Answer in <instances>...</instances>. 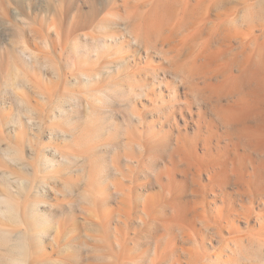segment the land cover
Masks as SVG:
<instances>
[{
    "label": "bare ground",
    "instance_id": "1",
    "mask_svg": "<svg viewBox=\"0 0 264 264\" xmlns=\"http://www.w3.org/2000/svg\"><path fill=\"white\" fill-rule=\"evenodd\" d=\"M193 1L196 2V8L193 6L195 8L193 10H195L197 15L195 13L192 14L197 16L199 26L197 22V24H195V22L193 23V21H191L193 25H197L198 28L200 27L199 32L201 34L199 36L198 32V37L201 41H198L201 43V52L199 53L200 48H198L197 52V54H200L198 57L200 59H197L198 61L193 59L192 61H188V64L190 63L189 74L187 79L185 78L186 81L183 80V82L185 81L186 88L179 91L177 87H173L168 91L171 95V99L168 100V102L166 101L167 103H165L164 108H160L161 115L158 119L161 120V122H165V124L173 121L175 125L174 120L179 115L182 117L181 119H183V127L185 129L189 124L193 127L191 138H188L185 131L177 128L176 134H172L169 131L166 132L167 136L164 135V137L152 136L147 139H142L138 134L132 133L136 125H131V132L130 129L129 132L131 135H138L139 137L128 136L130 133L127 132L128 130L125 128L129 127L125 126V128H123L121 125L118 126L126 130L122 129L125 131L124 133L127 138L125 137V139H122L124 141L115 145L113 151L111 149L107 150L112 151L109 157L110 160H108V158H103L104 156L99 157L100 155L96 158L95 156H93V158H90L89 155V157L87 156V159H89V161L87 160L89 164V168L86 171L87 181L84 189L85 192L83 191L84 193L82 196L80 195L85 201L84 204H86L79 205L82 209L80 214L84 220V226L80 227L76 221V217L72 216L75 210H72V212L68 209L70 211L68 212L71 214L64 213L65 215L61 216L63 217V222H58L57 229L52 235V240L54 241L57 252L61 246L63 247L61 249L62 251L59 252V254L57 253L58 257L56 256L53 260L50 255V259L45 258L46 255L43 254L34 256L33 254L38 251L36 250L38 248H36L37 244L32 245L31 241L36 239V233L41 232V230L44 232V226L45 224L47 225L46 222L48 221V218L39 210V204L42 202H40L39 198H36L39 189L43 188L44 185L40 186L38 182L32 180L35 168L32 171L33 173L30 172L32 174L31 178L24 176L23 173L26 172V169L24 170V167L21 165L27 166V163H25L22 156H20L19 152L21 150L17 146L11 143H5V130L2 128L3 125L15 124V132L13 135L17 138L28 139L27 137H31L30 134L38 137L37 131L41 123L38 121L42 118L38 120L37 117H39V114H37V116L30 114V112L32 113L34 111L29 105L23 107L27 113L24 114L25 116L20 112L23 108H18L19 111H16V108L13 114L8 112L7 115H4V113L0 112V264H264V0ZM132 2V0H120V2L118 0H92L91 4L92 9L98 10L96 12H101L99 9L103 11L104 8L107 9L109 6L116 10L123 9L126 12V21L124 20L125 22L122 24L124 32L125 34L127 33V36H130L133 43L139 44L142 43V38L145 39L149 37L151 32L147 33L142 26H140V23H137L139 20V12L142 9L139 11V4L137 3V7L135 4H132ZM189 3L190 2L187 4ZM189 9L192 10L190 7ZM14 11L13 13H15ZM115 15L117 16L116 18H119V13ZM193 17H190V19L192 18L195 21L196 18L194 17V19ZM112 22L114 25L117 21L115 22L113 20ZM94 23L95 22H93V24ZM99 23L102 22L99 21ZM110 23L111 22H109V24ZM103 24L106 26L105 23ZM118 24L117 22V25ZM114 26H116V24ZM77 37L80 39L82 36L78 35ZM108 38L116 40V35H111V33L109 37L106 35L105 38L103 37L102 39L104 41L101 40L102 43L99 44L97 41L99 40L98 42H100V38H97V40L96 37L91 34H83L82 39L84 40L83 42H85L83 45L84 48L73 46L75 47L74 55L68 56L67 59L65 58L70 62L69 67L80 72L84 84L97 85V83L102 81L105 77L112 78L110 74L112 71L110 72L105 57L99 54L100 48H98L99 45L105 46L106 42H108L106 40H109ZM63 39L66 40L65 38H61L59 41L54 40L55 42H59L57 44L60 51V54L57 55L59 58H61L60 55L63 52V46L68 45L62 43L61 40ZM51 43H53V40ZM23 44L24 46L21 44L22 48L20 47L22 49V51L20 50L21 53L24 51L23 47L27 48L25 45L27 43L23 42ZM49 44L50 43L47 42V46ZM44 45L46 47V43H44ZM53 46L56 45H52V49L55 48H53ZM66 47H70V44ZM46 48L48 49V47ZM89 52H95V64L93 67L95 71L92 73L83 72L81 71V67L79 68L76 66L84 67L86 64L84 57H86ZM169 62H172V60L170 59ZM118 63L114 64L118 65ZM168 64L171 66L174 63ZM31 65L33 64L31 63ZM32 70L34 69L31 68L30 71ZM44 71H46V69H44ZM19 72L20 70L18 73ZM118 72L120 71L118 70ZM31 73V78H25V82L27 83L26 86L30 89H34V87L36 89L39 87V82L36 83L31 81L33 78H36L35 76H37V74L33 71ZM163 73H153V75L149 77L151 84L163 83V81L167 79V76ZM171 73L173 72H170V74ZM22 75L26 77V75ZM60 76L61 73H58L54 77L58 79ZM139 77H141V75ZM131 78L130 84L132 85V81L134 82L135 80ZM138 78L135 77V79H137L135 83H139V86L142 82L140 79L142 78ZM175 78L177 77L175 76ZM142 85H140L142 88L145 87V84L144 86ZM182 85L184 87V84ZM38 89L35 93L38 94L42 101L46 100V102L49 101L52 104H58V101L54 99L55 97L52 98L46 95L42 89ZM135 89L132 85L129 90L130 93H135ZM143 89H141V91ZM95 91L96 93L97 91L100 92V94L97 93V96L95 95L96 97L94 96L93 100L95 101L96 99L95 104L97 103L98 112H102V110H99V106L103 108L106 105L102 106L105 103L104 99H106L103 96H107L108 94L106 93L105 95L100 87L99 89H95ZM108 97L109 96H107V98ZM71 98L73 99V97ZM71 98L70 100H72ZM129 99L132 100V98ZM37 100H39V98ZM112 101L111 99V102ZM130 101L129 103H132ZM20 102L24 101L21 99ZM86 102L87 99L85 104ZM90 102L87 103V105L89 104V108L92 107V110L97 112L95 104L90 106L92 105ZM74 104L77 106V102ZM70 106L72 107L73 105ZM123 106L122 111L131 107L130 104L129 106L125 105L126 108ZM114 110L110 108V111L114 112ZM129 110V112L126 111L128 112V114H126L129 116L130 112H132L130 114L131 117H133V119L135 117L137 118L136 112H133L135 111L133 107ZM107 111L108 109L104 112ZM124 113L121 115L122 117L125 115ZM49 115L47 118H49ZM127 115L125 116L127 117ZM125 116L122 118L123 124L125 122ZM74 117L69 115L68 121L73 120ZM104 117L98 119L102 118L101 120L105 125L106 121L103 119ZM138 117L140 116L138 115ZM36 118L38 121L35 120ZM140 118H137L136 121H140L142 119ZM113 119L116 120L115 118ZM113 119H109V122ZM126 119L129 120V118ZM119 121L120 120L117 122L118 125L121 123ZM48 122H51L50 118ZM131 122L133 123V120ZM131 122L128 123L132 124ZM128 123L124 125L129 126ZM100 124H102V122ZM115 124L113 125L115 126ZM107 125L108 124L104 127H107ZM108 127L107 130L109 129L108 132L110 133L111 127ZM116 127L117 125L115 128L113 127V130H116ZM102 128L98 129L101 131ZM107 130L105 129L104 131ZM118 130L116 131L118 132ZM112 131L111 134L116 133V131ZM136 131H134V133ZM58 132L62 134V131ZM76 133L77 132L74 134ZM118 133L120 134V132ZM121 133L123 134V132ZM121 135L119 136L122 138ZM112 136H114V134L111 135V137ZM113 139L116 141L115 136ZM118 139L116 142H118ZM134 140L135 143L133 142ZM77 143L80 142L77 140ZM133 145L140 149L139 153H141V156L148 154L150 159L154 157H157V159L158 157L164 158L165 155V161H167V163L164 164V170L166 171L165 173L169 181L171 180L173 182L176 179L172 176L175 171H179L182 176H184V179L181 181L179 180L180 182L175 180L176 183L179 182L177 187H170L171 189L168 188L166 190L160 183L159 185L163 188L161 190L162 192L154 196H140L135 193V187L137 188L139 184H144L141 182L142 179L138 173H134L133 177H130V185L124 186L123 178L129 173H124L118 162L121 158L120 150L122 152H126L127 150L131 151L135 148ZM198 148H201L202 154L197 152ZM102 150L103 149H101V152H103ZM55 152L56 150L53 153ZM57 152L59 153V151ZM128 153L125 154V156H129ZM5 156H7L8 160ZM129 159L132 158L129 156ZM47 161L52 162L53 158ZM144 162L146 163V161ZM204 172L208 175V182L205 184L200 181L202 177L201 174ZM30 173L28 174L30 175ZM155 173L153 172L154 175H157L158 172ZM159 173L158 176H162V173L160 175ZM3 174H6V176ZM158 176H155V180L157 179L159 181L161 177L157 178ZM12 179L15 182H12ZM181 182L182 186H180ZM97 187L100 190H98V193H94L93 189L96 190L98 189ZM101 189H105V194ZM208 190L211 191L210 193H212L214 202L218 204V207L215 214L216 222L213 223L216 225L211 226L210 223L204 219L205 225L208 228L210 226V228L214 229L212 233L217 234L225 229L228 231L230 236L225 245L227 247V253L231 256L227 257L225 251L226 257L218 255L215 261L209 260L207 262H200L196 256L197 253H195V250L182 245L178 246L174 243L179 239L182 241L187 239L192 242V239L196 237H193L191 230L193 231L195 229L196 219L201 216L200 212H198V210H200L198 204L201 202L204 203L206 198L205 195L208 193ZM112 198L115 199L116 205L115 207L108 208L109 206L107 207L106 205ZM69 205L68 203L67 206ZM198 221L201 220L198 219ZM202 222L203 221H201V223ZM69 226L71 227L69 228ZM65 227L69 228V230H67L68 228L65 229V231L67 230L66 235L63 230ZM132 229L135 230L131 231ZM31 232H33V234ZM38 234L42 235L44 233ZM218 234H220L219 237H221V233ZM37 240L39 241V239ZM196 240L197 237L196 239L194 238L193 243H196ZM60 244L62 245L60 246Z\"/></svg>",
    "mask_w": 264,
    "mask_h": 264
},
{
    "label": "rangeland",
    "instance_id": "2",
    "mask_svg": "<svg viewBox=\"0 0 264 264\" xmlns=\"http://www.w3.org/2000/svg\"><path fill=\"white\" fill-rule=\"evenodd\" d=\"M118 1L120 2V0ZM132 1H133L132 4H135L137 7L139 4V9H138L139 11L142 9L139 12V15H138L139 20L137 23H140V26H142V28L147 33L151 32L149 37L145 38L146 40L142 38V41H141L142 43H139V44L133 43L130 39V36L129 35L127 36V33L125 34L124 32L122 24L126 21V16H125L126 12L123 9L116 10L115 8L112 9L113 7L110 8L109 6L107 9L104 8L105 11L104 10L102 11L101 9L98 8L99 11L101 12H96L98 11L97 9H92V4H91L92 0H0V112L4 113V115H7L8 112L13 114L16 108L20 109L26 105L27 106L29 105V107L32 108V110L34 111L32 113L30 112V114L34 116H37V114H39V117H37L38 120L40 118L48 119V120L50 118L51 120V122H48V120H42V119L38 121L36 118L35 119L36 121H38L39 123L41 122L40 128L37 131L38 137H35L33 136V134H30L31 137H27L28 139H17L15 136H13V133L15 132V126H14L15 124H7V125H3L2 127L5 130L4 132L5 143L7 144L11 143L12 145L17 146L21 150L19 152L20 156H22L24 162L27 163V166L21 165L24 167V170L26 169L25 170L26 172L23 173L24 176L31 178L32 174L30 172H32L33 169L35 168L34 173L32 172L33 173L32 180H34L35 182H38L40 186L44 185L43 188L39 189V193H38V196H36V198H39L40 202H42L39 204L40 205L39 210H41L43 212V215L48 218V221L46 222L47 225L45 224L44 226L45 228L44 232L42 230L41 232H38L40 234L42 233L44 234L39 235L38 233H36L37 234L36 239L31 240L32 245L37 244L39 246L38 247L36 245V248H38L36 250H38L39 252L36 251L33 254L34 256L38 254H43V255H46L45 258L50 259L51 257L52 260L55 259L56 256L58 257V254L59 252L62 251L61 249L63 246H61L62 244H60L61 248L57 252L54 241L52 240V235L55 233L57 229L58 222L60 223L63 222V217L61 216L62 215L64 216L66 213H69L70 212L69 210L71 211L75 210L74 212L72 211L74 213V214L72 213V216L76 217L77 219L76 221L80 227L84 226L83 225L84 220L82 219L81 214H80L81 213L80 211H82V209L80 208L79 205H83L85 202L84 199L80 197V195L82 196V194L85 192L84 189H85V186H86L85 184L87 181L86 171L89 168L88 166L89 159L87 158L89 156L90 158H93V156H95L96 158L97 156L100 155L99 157L104 156L103 158H106V159L108 158V160H110L109 157L112 154L113 147L117 145L119 142L124 141L122 139H125L126 137L124 133L126 131L125 129L128 130L127 132H129V129H130V132H131V128H130L131 125L132 126L136 125L135 126L136 128L134 127L135 128L134 131L137 130L135 133L134 131L132 133L138 134L142 139L143 138L147 139L148 137H152V136L164 137V135L167 136L166 132H169V131L172 134H176L177 128L182 131H185L187 133L188 138H191L193 134L192 133L193 127L191 126V124H189V126L185 129L183 127L184 126L183 119H181L182 117H180L179 115L174 120L176 126L174 125L173 121L165 124V122H161V120H158V119H159V116L161 115L160 108L161 109L164 108L165 103H167L168 100L171 99V95L168 91L171 90L173 87H177L179 91H182L183 89L186 88L185 81L187 79V76L190 70V63L188 64V61H192V59L195 61H198L200 59L198 58L200 54H197L198 48H200L199 53L201 52V45H200L201 43H199V41L201 40H199V37H198V32L200 31V27L198 28L197 25H193L194 22L195 24L198 23L197 16L193 15L195 13V10L193 9L196 8L195 6L196 2H194L193 0H189V1L188 0L187 1L178 0L179 2L177 0L176 1L175 0H165V1L164 0H149V1L148 0H142V1L132 0ZM188 2L190 3L187 4ZM144 4L146 7L144 6ZM147 5L151 7H148ZM193 6H195V8ZM189 7L192 10H190ZM12 10L15 13H13ZM116 13L117 15L119 13L118 15L119 18H116L117 17L115 15ZM195 14L197 15V13ZM193 16L196 18L195 21L192 18L190 19V17H193ZM113 20L115 22L117 21L119 24L117 25V22H116L115 23L116 26H114L115 24L114 25L112 24ZM191 20L193 21V23ZM99 21L102 23H99ZM93 22L99 25L95 23L93 24ZM109 22L111 23L109 24ZM103 23H105L106 26ZM198 26H199V23H198ZM110 33L111 35H116V40L114 39L111 40L108 38L109 40H106L108 42H106L105 46L99 45L98 48H100L99 54H101L102 57H105V60L108 63V67L110 68V72L112 71L110 74L112 75V78L114 79L105 77L102 81L97 83V85H90L86 83L84 84V82H82V75L80 74V72H78L77 70L75 71V69L69 67L70 62L69 60H66L67 57L70 55L71 56L74 55V52H75L74 48L76 46H79L80 48H84L83 45L85 42H83L84 40L82 39L83 34H91L95 36L96 39L100 38V42H98L99 41L98 39H97L98 41L95 39L97 43L100 44L102 43V41H104L102 40L103 37L105 38L106 35L107 37H109ZM200 34L201 33L199 32V36ZM78 35L82 37H80L79 39V37H77ZM61 38H65L66 40L64 39L61 40L62 43H65L68 45L70 44V47H66L68 45L63 46L64 53L61 51L62 52V54L60 55L61 58H59V56H57L58 54H60L59 46H57L59 42H55L54 40L59 41ZM52 40L54 44L51 43ZM22 41L24 43H27L25 45L28 48L27 49L23 47L25 51V53L24 51L22 52L23 54L20 52V50L22 51L21 49L22 45L24 46ZM47 42L50 43L48 46H47ZM44 43H46V47H48V49L45 47ZM52 45H56L57 47L53 46V48L54 47L55 48L52 49L51 48ZM127 51H130V52H127ZM94 54L95 52L93 53L89 52V54L86 57H84L85 58L84 60H86L85 61L86 64L84 65V67L78 66L76 64L75 65L79 68L81 67V71L83 72L92 73L93 71H95V69H93L94 64H95ZM30 58L32 61L30 60ZM118 59L119 60L121 59V60L119 61ZM170 59L172 60L174 64H172V62H169ZM113 62L114 63L119 62V63L117 65V64H114ZM167 62L171 63L172 65L170 66V64H168ZM24 63L27 65V67ZM31 63L33 65H31ZM31 68H33L35 71L34 70L32 71L35 74H37V76H35L36 78H33V80L31 79L32 80L31 82H36V83L39 82L38 88L40 90L42 89L46 93V95L52 98L55 97L54 99L58 101L57 105L52 104L49 101L46 102V100L42 101L40 97L38 96V94L35 93V91L37 92L38 88L35 89L34 87V89L33 88L30 89L28 88V86H26L27 83L25 82V78L26 79L31 78L32 76V73H31L32 71H30ZM52 68L55 70H53ZM44 69H46V71H44ZM19 70L20 72L18 73ZM118 70L120 72H118ZM55 72L57 74L61 73V76L59 77L60 79L59 78L57 79V77H54L57 75ZM156 72L158 74L159 73L162 74L164 72L163 74L167 76V79L164 80L163 83L161 82L159 84L152 85L149 77L153 75V73H156ZM170 72H173V73L170 74ZM17 73L20 75H18ZM21 73L24 74V76L26 75V77H23ZM140 75L141 77H139ZM175 76L177 78H175ZM180 76L181 77L183 76V77L181 78ZM129 77L130 78L132 77L131 79L135 80L134 82L132 81L133 88L134 89L136 88L135 89L136 92L134 91L135 93L133 92L130 93L129 91L132 86L130 84L131 80ZM135 77L136 78L139 77L138 79L142 78L140 79V81H142L141 83L143 85L141 83L140 85L144 86L145 84V87H143L144 89L140 85L138 86L139 83L137 84L135 83L137 80L135 79ZM179 77L181 78V80ZM183 80L185 81L183 82ZM145 81L147 82L149 86L146 84ZM182 84H184V87ZM99 87L100 89L104 91L105 95L107 93L108 94L107 96H109L107 98V96L102 95L104 98H106V99L103 98L105 103L102 105L104 106L106 104L104 106L106 109L104 107L103 109L101 106H99V110H102V112L99 111L100 114L98 112V107L96 105L97 103L95 104L96 99L95 101L93 100L94 96L97 93L100 94V92L97 91L96 93L95 91V89L97 88L99 89ZM140 88L143 89L144 92L145 91L146 92L144 93L143 90L141 91ZM120 91L121 92L124 91L122 92L123 94ZM130 94L132 95V97ZM71 97H73V99ZM128 97L132 98V100L129 99ZM38 98L39 100H37ZM70 98L72 100H70ZM21 99L24 102H20ZM86 99H87V102L85 104ZM111 99L113 100L112 102H111ZM75 101L77 102V106H75L74 104L76 103ZM129 101L132 103H129ZM88 102L92 103V105L90 106H93V104H95V106L97 107V112L96 111L94 112L92 110V107H90L91 108V112H90V108L88 106L89 104L87 105ZM122 102L126 106L127 105L129 106L130 104L131 107L129 109H132L133 107V109L135 110L133 112H136L137 118L141 117L142 119L140 118L141 119L140 121L139 120L136 121L137 119L136 117H135L136 119L135 118L133 119V117H131L130 115L132 112H130L129 114L130 117H129L127 114L130 110L127 109L126 106ZM121 104L122 106L124 105L127 110L125 109L124 111H122L123 108ZM70 105H73V106L71 107ZM110 108L111 110H114V109L116 110H114L113 112V111H110ZM17 109L16 111H19V109L18 110ZM107 109L108 111L104 112ZM118 110H119V113H118ZM23 111H25L24 108L21 109L20 112L23 116H25L24 114H27V113L26 111L25 112ZM123 113L127 115V117L125 115H123L122 117L121 115ZM137 113L140 117H138ZM106 114L110 118L107 117ZM48 115H49V118H47ZM69 115H71V117L75 116L73 120L68 121ZM124 116H125L124 124L128 122L130 123L132 120L134 124L131 122L132 124L128 123L129 126L124 125L122 122V118H124ZM100 117H104L103 119L106 121L105 125H104V122L101 120L102 118L98 119ZM78 118H79V121H78ZM106 118L108 121L106 120ZM113 118H115L116 120H114ZM126 118H129V120ZM109 119H113V120L109 122ZM99 120L102 122L104 126L108 124L109 127L112 128V130H113V127L115 128V126L117 125L116 130L121 129V130H118L120 134L115 129L114 130L116 131L118 135L116 133L111 134V131H112L111 128H110V133H109L108 132L109 129L107 130L108 125L107 127H104L102 124H100L101 122ZM118 120H120L119 122H121L119 123V125L117 124ZM88 121L91 123H89ZM113 122H115L116 124ZM113 124H115V126ZM120 125L123 128H125V126L129 128H125V129L121 127L119 128L118 126ZM102 126L107 131H104L105 129H103ZM98 128L99 129L102 128V130L100 131ZM122 129L125 131H123ZM58 131H62L61 132L62 134H60ZM75 132L77 133L74 134ZM101 132H104V133H101ZM121 132H123V134ZM69 133L70 134L72 133V134L70 135ZM113 134L116 138V141L118 138H121L119 136L121 134H122L121 135L122 138L118 139V142H116L113 139L114 136L111 137V135ZM138 135L133 136L131 135V133L130 135L128 134V136H133V137H139ZM116 136H119V137H116ZM77 140L80 143H77ZM133 142L135 143V140ZM135 145L133 146L135 147ZM101 149H103L102 150L103 152H101ZM108 149H111L112 151L111 150L107 151ZM55 150L56 152L53 153ZM139 150L140 149L138 147L133 148V150L131 151L127 150L126 152H122L120 150L121 158L118 160V162L120 164L121 169L124 171V173L126 174L129 173L128 175H130V176L126 175L125 178H123L124 186L130 185L131 184L130 177H133L134 173H138L140 175V178L142 179L141 182H143L144 184H139L137 188L135 187V193H137L140 196H154L156 194L157 195L160 194L162 192L161 190L164 187H165L164 188L165 190L168 188L171 189V188L177 187L179 182L184 179V176H182V174L179 171L178 172L175 171V173L172 174V176L176 178L175 180H178V181L180 180V181L178 183H176L175 180L173 182L171 180L169 181V178L165 173L166 171L164 170V164L167 163V161H165L166 160L165 155H164V158L158 157L157 159V157H154L150 159L148 157V154L141 156V153H139ZM57 151H59V153ZM197 152L199 154H202L201 148H198ZM127 153L132 159H129V156L127 155L125 156V154ZM59 156L62 159H60ZM5 157L8 160L7 156ZM51 158H53L52 162L47 161L48 159L50 160ZM144 161H146V163ZM179 169H180V166H179ZM141 171H143L144 174ZM153 172L154 173L160 172L159 175L162 173V176L160 175L161 178L158 176V173L157 175H154ZM28 173H30V175ZM3 175L6 176L5 174ZM155 176H158L157 178L162 179V180L159 179V181L161 182H159L157 179H156L157 180L156 182ZM201 176H202L200 178L201 183L205 184L206 182H208L207 173L205 174L204 172L201 174ZM11 181L15 182L13 179ZM160 183L163 185V188L161 187V185H159ZM180 186H182V182L180 183ZM96 190L93 189V192L98 193V190L100 189L98 188ZM101 191L104 192L105 194V189H101ZM207 192L208 193L205 195L206 198L204 200V203L201 202L200 204H198V207L201 210V211L198 210V212H200L201 216H199L197 212L200 218L197 217L196 219V224H195L196 227L194 229L195 231L193 230L194 233L191 230V234H193V237L196 236L198 241L196 240V243H193L194 238L196 239V237H194L192 239V242L187 239H185V241H182L179 239L176 243H174L175 245H178V246L182 245L189 249L195 250L196 252L195 251L194 252L197 253L196 256L198 257L200 262H207L209 260L215 261L218 255L220 256L223 255L224 257H226L225 251H226L227 257L231 256L227 253V250H226L227 247L225 245L228 242V239L230 236L228 231L225 229L222 232L221 231L218 232V233H221V237H219L220 234L217 233L218 234L217 235L216 233H212L214 229L210 228V226L208 228L205 225L204 219L208 221L211 226L216 225L213 223L216 222L215 214H216V210L218 207V204L214 202L212 193H210L211 191L208 190ZM68 203L70 204L69 206H72V207L67 206ZM115 205H116V201L114 198H112L109 200L106 206L107 207L109 206L108 208H110L113 206L115 207ZM198 219H200L204 223L203 222L201 223V221H198ZM70 227L71 226H69V228ZM67 228L68 227H65L63 230L65 231V229ZM69 228L67 230H69ZM206 228L209 230H207ZM67 230L65 231V235L67 233ZM133 230L135 229H132L131 231ZM31 233L33 234V232ZM38 236H40L41 238ZM37 239H39V241ZM224 239H227V240H224ZM34 250H35V247H34Z\"/></svg>",
    "mask_w": 264,
    "mask_h": 264
},
{
    "label": "crops",
    "instance_id": "3",
    "mask_svg": "<svg viewBox=\"0 0 264 264\" xmlns=\"http://www.w3.org/2000/svg\"><path fill=\"white\" fill-rule=\"evenodd\" d=\"M14 136V135H13ZM16 137V136H15ZM17 138V137H16ZM17 139H19V138H17ZM6 175V174H5ZM8 177V176H7Z\"/></svg>",
    "mask_w": 264,
    "mask_h": 264
}]
</instances>
